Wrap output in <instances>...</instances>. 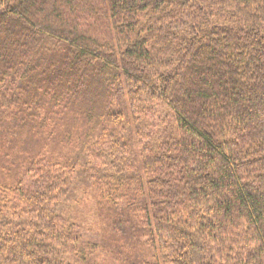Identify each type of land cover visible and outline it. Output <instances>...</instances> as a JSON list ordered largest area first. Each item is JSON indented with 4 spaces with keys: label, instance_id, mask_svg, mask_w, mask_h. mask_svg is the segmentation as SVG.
I'll return each mask as SVG.
<instances>
[{
    "label": "trees",
    "instance_id": "1",
    "mask_svg": "<svg viewBox=\"0 0 264 264\" xmlns=\"http://www.w3.org/2000/svg\"><path fill=\"white\" fill-rule=\"evenodd\" d=\"M0 264H264V0H0Z\"/></svg>",
    "mask_w": 264,
    "mask_h": 264
},
{
    "label": "rangeland",
    "instance_id": "2",
    "mask_svg": "<svg viewBox=\"0 0 264 264\" xmlns=\"http://www.w3.org/2000/svg\"><path fill=\"white\" fill-rule=\"evenodd\" d=\"M161 107H163V106H160V108H161ZM82 209H84V208H82ZM83 223H89V224H92L93 222L91 221V219H89V220L85 219V220L83 221Z\"/></svg>",
    "mask_w": 264,
    "mask_h": 264
}]
</instances>
